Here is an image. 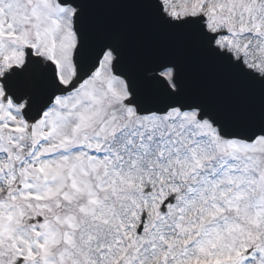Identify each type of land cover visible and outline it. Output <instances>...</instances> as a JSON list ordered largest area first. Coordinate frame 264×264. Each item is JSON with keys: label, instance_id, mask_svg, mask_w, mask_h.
I'll return each mask as SVG.
<instances>
[{"label": "snow or ice", "instance_id": "1", "mask_svg": "<svg viewBox=\"0 0 264 264\" xmlns=\"http://www.w3.org/2000/svg\"><path fill=\"white\" fill-rule=\"evenodd\" d=\"M0 264H264V0H0Z\"/></svg>", "mask_w": 264, "mask_h": 264}]
</instances>
